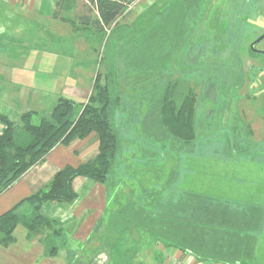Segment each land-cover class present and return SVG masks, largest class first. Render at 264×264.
Instances as JSON below:
<instances>
[{
    "label": "trees",
    "instance_id": "16d2710c",
    "mask_svg": "<svg viewBox=\"0 0 264 264\" xmlns=\"http://www.w3.org/2000/svg\"><path fill=\"white\" fill-rule=\"evenodd\" d=\"M74 2L58 0L55 17L73 8ZM86 2L77 19L64 16L62 20L78 34H88L91 42L99 37L102 54L92 91L87 101L80 103L60 96L50 110L22 114L19 124L0 115V194L44 162L57 146H70L75 140L97 134L99 153L77 168L66 166L48 185L2 215L0 244L13 242L20 223L34 232L47 222L40 215L44 204L75 200L73 181L82 177L104 186L109 201L114 203L106 223L111 264H143L140 244L130 242L135 231L146 232L166 249H180L199 261L253 264L257 234L264 221V211L259 207L239 209L209 196L186 192L175 195L174 173L164 181L159 171L155 177L158 186L148 194L144 188L141 194L132 191V198L125 201L116 196L130 180L118 178L119 174L133 171L139 163L133 155L128 156V146L134 141H129L120 126L119 115L128 122L138 119L140 134L149 147L141 151L145 157H153L156 152L164 156L194 153L198 95L188 80L174 78V68L169 65L192 37L187 19L190 13L201 10L203 0L154 3L140 14L143 16L135 29L120 22L126 16L125 0ZM218 41L217 33L212 34L207 51ZM248 52L255 55L251 49ZM123 84L140 95L123 93Z\"/></svg>",
    "mask_w": 264,
    "mask_h": 264
},
{
    "label": "rangeland",
    "instance_id": "374dc122",
    "mask_svg": "<svg viewBox=\"0 0 264 264\" xmlns=\"http://www.w3.org/2000/svg\"><path fill=\"white\" fill-rule=\"evenodd\" d=\"M72 1H75L73 8L77 6L75 13L81 14L84 4L79 2L78 6L76 0ZM153 1L133 5L129 15L120 22L135 29L140 22L138 13L149 8ZM187 24L192 37L169 66L174 68V78L188 80L198 95L194 153L164 156L156 152L153 157H145L141 151L148 146L140 134L138 119L128 122L119 115L120 126L129 141H134L128 146V156L133 155L139 163L133 171L119 174L118 178L130 180L116 196L125 201L132 198V191L141 194L144 188L148 194L157 186L155 177L159 171L164 181L174 173L175 195L180 192L198 194L239 209L255 206L264 211V55L248 52L251 44L264 35V0H203L201 10L190 13ZM37 32L27 38L19 37L21 42L25 38L29 42L20 48L15 46L14 50V59L30 63L21 71L36 74V87L48 90L45 100H35L36 110H50L60 96L84 102L85 90H91L94 82L87 77L88 73L97 69L102 54L99 37L92 36L93 40L95 38L92 51L86 49L88 34L70 29L68 40L74 47L78 44L77 52H73L71 45L65 51L57 50L59 47L54 45L51 51H45L42 44H48L47 39L39 41ZM215 33L220 41L207 51L208 38ZM257 48L264 51V40ZM237 59L242 63L241 68ZM121 90L128 95H140L131 88L125 89L124 84ZM35 122L38 123V119ZM258 241L261 250L257 261L264 264V230L258 235ZM151 247V244L139 245L143 264H155L149 254Z\"/></svg>",
    "mask_w": 264,
    "mask_h": 264
},
{
    "label": "crops",
    "instance_id": "0c3cea01",
    "mask_svg": "<svg viewBox=\"0 0 264 264\" xmlns=\"http://www.w3.org/2000/svg\"><path fill=\"white\" fill-rule=\"evenodd\" d=\"M76 1L78 6L79 2L87 3L86 0ZM125 1L128 3L125 15H129L132 6L144 0ZM161 1L163 0H155L152 4ZM57 2L58 0H0V115H5L16 124H19L20 117L24 113L42 112L34 107L35 100H45L48 97V90L36 87V74L21 71L30 63L14 59L15 46H19L18 48L20 45L24 46L29 42L26 38L38 31L39 41L47 39L48 44H42L45 51H51L50 47L53 45L59 47L57 50L65 51L69 45L72 46L73 52L78 50V44L75 42L76 47H74V43L68 40L69 30L73 31V26L62 20L64 16L77 19L80 16L75 13L77 6L69 11H60L61 16L57 18L55 17L58 12ZM147 9L148 7L143 12ZM141 13H138V20L143 16L140 15ZM22 36L26 38L21 42L19 37ZM37 39L34 38L35 44L38 42ZM92 45V42L88 41L86 49L90 48L94 51ZM18 48L16 52H19ZM77 75H80L79 72ZM95 75L96 70H92L87 77L94 81ZM85 91L88 99L92 88ZM98 153L97 134H91L84 140H75L70 146H57L47 155L44 162L32 167L0 194V217L48 185L66 166L77 168L94 159ZM127 181L124 186L127 185ZM73 189L77 197L72 202L46 203L41 207L40 215L47 222L40 225L37 230L31 232L25 223H20L16 227L13 242L8 246L0 244V264H111L112 253L108 245L106 223L109 210L114 209V203L109 201L105 187L91 179L76 178L73 181ZM27 208L25 206V210ZM263 230L264 221L261 231L257 234L255 251L257 263L261 250L258 235ZM130 242L153 245L149 249V254L154 263H168L167 256L170 249H166L162 242L150 238L146 232L135 231ZM171 250L178 255L190 254L177 248ZM192 257L190 264H224L199 261L194 255Z\"/></svg>",
    "mask_w": 264,
    "mask_h": 264
},
{
    "label": "built area",
    "instance_id": "2783aa9c",
    "mask_svg": "<svg viewBox=\"0 0 264 264\" xmlns=\"http://www.w3.org/2000/svg\"><path fill=\"white\" fill-rule=\"evenodd\" d=\"M167 260L168 263L166 264H190V262L193 260V257L191 254L178 255L176 252L170 249L168 251Z\"/></svg>",
    "mask_w": 264,
    "mask_h": 264
},
{
    "label": "water",
    "instance_id": "95a60500",
    "mask_svg": "<svg viewBox=\"0 0 264 264\" xmlns=\"http://www.w3.org/2000/svg\"><path fill=\"white\" fill-rule=\"evenodd\" d=\"M264 40V35L260 36L256 41H254L252 44H251V50L254 52V53H260V54H264V51H259L256 49V45H258L260 42H262Z\"/></svg>",
    "mask_w": 264,
    "mask_h": 264
},
{
    "label": "flooded vegetation",
    "instance_id": "af4514ba",
    "mask_svg": "<svg viewBox=\"0 0 264 264\" xmlns=\"http://www.w3.org/2000/svg\"><path fill=\"white\" fill-rule=\"evenodd\" d=\"M257 46H258V45H256V49L259 50V49L257 48ZM250 49H251V46H250ZM259 51H261V50H259ZM252 52H253V51H252ZM253 53H254V52H253ZM254 54H255V55H264V54H260V53H254Z\"/></svg>",
    "mask_w": 264,
    "mask_h": 264
}]
</instances>
